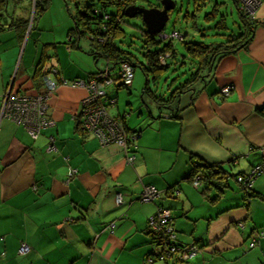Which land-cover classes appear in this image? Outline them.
<instances>
[{"label":"crops","instance_id":"1","mask_svg":"<svg viewBox=\"0 0 264 264\" xmlns=\"http://www.w3.org/2000/svg\"><path fill=\"white\" fill-rule=\"evenodd\" d=\"M13 1L18 5L11 11L9 0L0 1V96L12 79L21 91L46 93L43 78L34 77L40 57L46 68H58L68 84H60L49 98L48 115L55 123L37 138L12 119H0V264H147L153 243L146 227L160 207L171 216L180 242L210 244L187 264H262L264 238L253 247L249 241L257 230L264 232V171L252 186L262 198L244 200L232 177L235 184L230 179V188L210 191L211 197L219 198L211 201L208 214L199 216L208 220L204 230L195 232L180 218H189L187 212L196 204L188 191L185 198L181 194L183 180L189 181L184 177L195 162L220 163L238 174L264 160V115L259 112L264 106V27L255 30L246 49L218 60L212 75L195 86L193 97L180 96L178 118L152 110V115L126 118L119 89L112 90L117 104L110 112L141 131L136 161L129 164L121 147L103 146L78 128L75 112L87 90L70 83L95 72L72 54L82 48L84 37L73 43V25L60 42L54 30L48 36L38 27L33 32V25L23 31L18 24L29 20L32 0ZM261 1L254 17L264 21ZM54 28L60 32L63 24ZM228 84L232 90L222 95ZM50 144L54 148L49 149ZM148 184L161 193L154 201L142 202L139 195ZM173 186L179 189L176 193L169 192ZM118 193L123 197L120 204ZM233 205L244 207V217L233 213L222 218L220 212ZM212 221L218 226L212 227ZM22 242L30 249L21 254Z\"/></svg>","mask_w":264,"mask_h":264},{"label":"trees","instance_id":"2","mask_svg":"<svg viewBox=\"0 0 264 264\" xmlns=\"http://www.w3.org/2000/svg\"><path fill=\"white\" fill-rule=\"evenodd\" d=\"M0 1L6 2V0H0ZM68 1L69 0H66L67 4L69 3ZM94 1L95 0H75L76 5H81L82 2L84 4L82 9H77L76 13L75 12L71 13V18L72 20H74V24L73 27L69 30V33L71 36L76 37L73 43L74 42L76 43L78 40L82 39L83 37L88 38L89 42L92 44V49L89 50V53L94 55L95 61L100 59L104 60L105 67L109 68L112 77L114 79L113 83L110 84L107 88L109 89L107 93V97L115 98L111 94L112 90L117 88L121 89V87H127V88L130 87V85L125 84V82L122 80V77H120L119 74L120 63L123 61H127L129 64H131V66H133V75H134V67L136 66V64L133 63L132 58L135 56H133L132 53L120 47L119 43L116 40L122 42L121 40L126 35V30L122 28L121 23L124 21L125 19L124 17L127 16V10L129 6L132 4H137L139 0H96L97 3L93 4ZM158 1L160 4V0ZM50 2L51 0H36L33 22L36 20V17L38 15L42 14L44 11L47 10V7L49 6ZM230 3L233 5L231 11H233V9L235 10L240 24H237L238 26L236 31H234L231 28L230 31L222 34L223 36H225V38L222 40L213 42V44L204 41H196L193 39L188 40L185 37L186 34L181 33L178 29L173 30V31H178L181 34V42L187 53V57L189 58L188 62L192 64L191 66L192 71H190L189 73L190 76L188 78L180 79L179 82H177L176 87L170 90V93L168 94L167 98L154 94V92L151 90V87L149 86L150 80L148 76L152 75L153 81L156 82V80L159 79L170 67V63L167 62V59L168 58L175 59V57L178 56L179 51L177 50V47L174 43V39L171 38H166L168 39V41L161 46V43L166 40L161 37V34H165V33L170 34L171 32H166L164 30L159 34L152 36L147 32L146 29L144 28L142 29V34H143L142 37L144 40L143 55L145 61L143 62V64L140 65L143 73L146 75L142 98L144 102L147 103V101L144 99V93H147L150 99H153L156 105H158V110H160L161 112L160 115H164L167 118L169 117L178 118L177 106L180 102V98H181L180 96L182 94L189 93L192 94L193 97V94L196 92V91L194 92V90L196 89L195 83L201 80L205 81L206 77L211 76L214 66L216 65L218 60H220L222 57H224L227 54H234L237 53L238 50L246 49L248 47V44L254 38L255 30L259 26L264 27V21L257 20L253 14L245 11L244 2L242 0H230ZM195 4H196L195 10L197 11L202 9L204 5L207 4V0H195ZM108 5L114 6L117 11L113 13L109 12L107 7ZM219 5L220 3L216 2L212 6L211 11L206 13L205 17L208 21L215 20L220 15ZM158 7H161V4L158 5ZM234 22H236V20ZM18 25H20L23 31H25L28 28L29 20H24V22L22 23L19 22ZM215 25L217 28L221 30L229 29V27L231 26L228 24L226 20V14L224 13L221 16L220 20ZM166 53H168V56H166L164 62H161L160 61L161 56H165ZM44 59H45L44 57H40V60L38 61L35 67L36 69H35L34 77H38L39 75L41 76V78H43L50 71V67H55V66H49V68H46ZM182 62H183L182 64L184 65L187 64L185 60ZM95 65H97V62ZM101 70L103 69L99 68L97 71L93 72L89 76L93 74H97V72H100ZM116 104L117 103L113 105L111 104L108 107L109 112H110V107L115 106ZM161 107H165L169 110L167 114H164V110H162ZM148 111L150 112V114L152 113L151 110L148 109ZM259 112L262 116L264 115V106L259 109ZM110 113L114 117V119H117L120 123L124 124L127 133L132 134L134 132L135 133L141 132L139 129L133 130L129 128L127 124L124 122V116H122V119H120L117 116L113 115L112 112ZM78 128L80 129V125H78ZM136 140L135 141L130 140L128 143L130 144L129 148L131 149L132 153H135L137 149ZM263 165H264V160L261 163L257 164L256 166H253V168L247 173L239 172L238 174H235L231 172V169L222 166L220 163L216 164V163H209L207 161L206 162L198 161L195 162L194 168L184 178L194 183L195 177L198 176L200 179V186H199L201 187L200 190L204 195V197L206 198V200L207 201L209 200L211 202L217 200L219 198V195H216L215 197H211L210 191L214 189L223 192L226 188H230L231 185L229 184L230 183L229 181L232 177H234L240 189H242L241 191H243L244 200L249 201L252 197L262 198V196L260 193L256 192L252 188L253 184L249 187L247 183H245L244 181L240 182L238 179L239 177H243L244 179H246L253 172V169H255V167L263 166ZM256 177L257 175L255 174L253 177V183ZM172 190L176 193L177 190L179 189L173 186L172 189L169 190V192H172ZM173 195L174 194H171V197ZM155 199H153L152 201H154ZM161 210L163 211L162 207L158 208V210L154 214L160 213ZM222 212H220V214H222ZM220 214L217 216V218L220 217ZM170 222L172 227H174L172 218ZM146 228H147L146 233L148 234L151 242L153 243V248L145 259L146 263L152 264L155 261L166 262L167 264H171L173 262L175 263L177 261V256L173 257L174 260L161 261L160 259H157L159 255H157L156 248L158 245H160V239L157 233L149 230L148 224ZM174 229L177 239V229L176 227H174ZM259 232L262 231L257 230L255 235L258 234ZM255 235L253 234L251 236L249 241V247L251 240ZM261 239L259 240V242L261 241ZM177 242L181 246H185L186 244L191 243V242L182 243L179 241V239H177ZM192 242H194L199 247L200 252L198 254L203 253V251L210 245L209 243L203 244L196 241H192ZM151 256L152 258L154 257V260L151 263H149L147 262V260Z\"/></svg>","mask_w":264,"mask_h":264},{"label":"rangeland","instance_id":"3","mask_svg":"<svg viewBox=\"0 0 264 264\" xmlns=\"http://www.w3.org/2000/svg\"><path fill=\"white\" fill-rule=\"evenodd\" d=\"M174 1L177 5L173 10L169 12L170 18L165 25V31L172 32L174 29H178L181 33L186 34L185 37L188 40L193 39L196 41H204L213 44V42H217L219 40L224 39L225 36H223L222 34L227 33L228 31H230L231 28L236 31L238 26L237 24H240L235 10L233 9V11H231L233 5L230 3V0H207V4L204 5L202 9L197 11L195 10V0ZM35 2L36 0H32V2L30 3L32 13L29 17L28 27L33 25V32H36L37 27L42 29L45 36L52 34V31L54 30V32H56V40L59 42L65 41V31H67L70 25L74 24V20H72L71 18V13H76L77 9H82L84 3L82 2L81 5H76L75 0H69L68 4L66 0H51L49 6L47 7V10L44 11L42 14L38 15L36 17V20L33 22V17L35 14ZM216 2L220 3V15L215 20L208 21L205 15L206 13L211 11L212 6ZM261 2V0H258L257 4L248 6L247 9H250L249 12L254 15V13L256 12L255 10L260 7ZM96 3L97 2L95 0L93 4ZM137 4H143L147 7L160 5L158 0H139ZM17 5L18 2L9 0L8 10L11 11L12 9H15V6ZM107 7L109 12L113 13L117 11L116 8L112 5H108ZM223 13L226 14V20L231 26L229 27V29L221 30L217 28L215 24L220 20ZM124 18L125 19L121 23V26L123 29L126 30V35L121 40L122 42H120L119 40L116 41L119 43L120 47L132 53L133 56L136 57L132 58L133 63L136 64V66L134 67V79L132 86L128 88L121 87V89H119V105L121 106V109L124 110V113H128L126 115V118H131L134 120V118L140 117L141 115L143 117L145 115H149L148 109L152 110L154 113H159L160 110H158V105H156L153 99H150L147 93H144V99L147 101V103L144 102L142 98L146 75L143 73L140 64H143V62L145 61L143 55L144 40L142 37V29H146L145 24H143L142 17L140 18L138 16H126ZM235 20L236 22H234ZM55 24H63V30L59 32L56 28L53 29ZM167 41L168 39L162 42L161 46ZM80 43L82 48H76L72 52V54L75 55L74 58H76L78 62H81V64L86 67V69H90V66L92 71H97L99 68L104 69L105 65L103 59H100L97 65L94 64V55L88 52L92 49V44L88 41V39L84 37ZM174 43L177 47V50L179 51V54L175 57V59H167V62L170 63V67L167 69V71L159 79H157L156 82L153 81L152 75L148 76L150 80L149 86L151 87V90L154 92L155 95H160L164 98L168 97L170 90L176 87L177 82H179L180 79L188 78L190 76V71H192V64L188 62L189 58L187 57V53L183 47L181 39H174ZM184 60L187 62V64L185 65L182 64V61ZM11 81L14 83L13 80ZM200 83H202V80L197 81L195 83V86H200ZM161 109L165 112L169 111L165 107H161ZM231 182L235 184V181L233 179H231ZM200 189L201 187L198 188L194 186V183L189 182L187 180H183L181 190L182 197L185 198L186 193L188 191V193L192 195V201L196 204L193 209H190L187 212L189 214V218L185 216L181 217L180 219L189 221L188 225L192 227V230L196 229L195 232L199 230H204L206 228L208 220H202V218H200L199 216H203V212H206L207 214L209 213V204L211 203L209 200H206ZM212 193L216 194L217 192L216 190H214ZM240 208L242 207H237L236 205L231 206V208L222 212V218L227 219L233 213H235L236 216L243 218L244 216H242V214L244 210H240ZM217 210L218 208H215V211H213L214 215L218 214ZM217 219L218 218L214 220ZM217 224L219 223H215V221L211 222L212 227L218 226ZM219 241L220 240L214 239L213 242L219 243Z\"/></svg>","mask_w":264,"mask_h":264},{"label":"built area","instance_id":"4","mask_svg":"<svg viewBox=\"0 0 264 264\" xmlns=\"http://www.w3.org/2000/svg\"><path fill=\"white\" fill-rule=\"evenodd\" d=\"M246 11L248 6L258 3V0H242ZM163 39H181V34L178 31H172L170 34H161ZM168 56H161L160 61L164 62ZM120 77L127 85H131L133 80V66L127 61L120 63ZM59 70L55 67H50V71L43 77L47 92L37 93L28 88H24L22 91L13 86L11 82L4 94L0 96V119L8 117L14 122L21 124L27 129L28 133L33 139L41 135L42 131L48 127H51L55 120L48 115L49 103L48 100L55 92L57 87L62 84H68V80L59 77ZM13 80V79H12ZM114 81L111 71L108 67H105L97 74H93L85 79H75L70 84L74 87H81L87 90L85 97L81 99V108L75 112V118L78 120V125L83 133H90L96 136L101 145L116 144L121 147L125 152V158L127 163L134 164L136 161V154L131 152L129 148V141H135L141 135L140 133H127L124 124L120 123L109 112L108 107L117 103L115 98H108V86ZM233 88V85L228 84L222 88L221 94L227 95ZM136 146V145H135ZM54 148L52 144L49 145V149ZM137 148V146H136ZM264 166V165H263ZM263 166H257L253 169V172L244 179L239 177V181H244L250 187L253 184L254 175H258L263 172ZM70 176L73 175V170H70ZM194 186H200L199 177H195ZM160 196V192L154 185H145L140 192L139 199L142 202H149ZM122 194L118 193L117 203H122ZM171 218L169 215H165L161 210L160 213L152 214L148 221L149 230L158 234L160 239V245L157 246L156 251L158 258L163 260H174L173 257L177 256V261L171 264H187L188 260L194 258L200 252L199 247L191 242L185 246L178 244L176 239V233L174 227H172ZM110 228L114 227V224L109 225ZM255 235V234H254ZM261 238H264V232H259L253 236L250 247L255 246ZM30 249V246L26 242H22L19 252L22 254ZM154 260L152 256L148 258L147 262L151 263ZM264 264V262H263Z\"/></svg>","mask_w":264,"mask_h":264},{"label":"water","instance_id":"5","mask_svg":"<svg viewBox=\"0 0 264 264\" xmlns=\"http://www.w3.org/2000/svg\"><path fill=\"white\" fill-rule=\"evenodd\" d=\"M161 7H147L143 4H132L127 10V16H140L143 19L147 32L154 36L165 30L169 20V12L176 7L174 0H160Z\"/></svg>","mask_w":264,"mask_h":264}]
</instances>
